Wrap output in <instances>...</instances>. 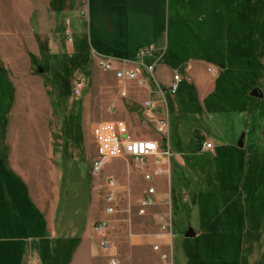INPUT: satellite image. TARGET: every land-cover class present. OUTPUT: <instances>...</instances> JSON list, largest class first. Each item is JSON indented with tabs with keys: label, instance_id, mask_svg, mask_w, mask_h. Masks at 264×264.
<instances>
[{
	"label": "rangeland",
	"instance_id": "obj_1",
	"mask_svg": "<svg viewBox=\"0 0 264 264\" xmlns=\"http://www.w3.org/2000/svg\"><path fill=\"white\" fill-rule=\"evenodd\" d=\"M30 1L0 0L1 141H8L7 128L13 139L19 130L26 133L35 125L49 126V139L56 149L40 164L22 165L35 200L19 194L17 202L45 211L55 209V221L63 223L59 238L65 231L71 247L82 238V252L93 253L97 264H110L111 254L118 264H165L163 256L170 263L171 251L173 264H264V0H210L209 7L204 0L199 12L201 0L192 2L189 28L172 21L171 35H165L162 47L156 46L157 53L144 60L135 56L144 47L132 46L135 54L126 52L132 44L130 40L125 47L127 38L106 35L99 43L91 35L86 0H51L46 8L49 5L54 18L45 22L55 33L48 38L37 35L42 0H37L34 17L27 8ZM76 11L81 12L79 20L71 22L80 26V36L73 30L66 32L67 18ZM179 16L172 8L171 20ZM180 26V35L173 36ZM30 32H35L34 37ZM120 41L123 47L116 48L121 51L114 48L118 52H106L100 46ZM159 57L155 77L161 86L169 88L175 72L183 79L175 96L163 97L157 90L158 122L169 120L162 149L168 153L163 157L165 173L148 183L137 163L125 156L107 160L100 174L91 175L97 156L96 124L127 119L124 111L113 107L112 99V92L119 93L120 88L122 92L123 86L99 62L149 64ZM83 70L87 86L76 99L75 77ZM150 84L156 90V83L150 80ZM255 89L263 94L262 99L251 96ZM36 90L42 104L37 103ZM30 93L35 99L31 96L33 101L27 103L23 96ZM39 105L43 110H38ZM125 106L144 120L138 111L143 107ZM91 127L92 142L85 146ZM149 133L148 128L136 131L137 135ZM242 136L243 148H239ZM19 140L36 138L24 134ZM206 142L213 145V152L202 151ZM177 160L183 166L175 165ZM79 161L88 165L89 170L82 165L80 169L91 175L89 186L83 182L86 176H78ZM66 162L72 167L65 187L67 204L61 199ZM111 182L115 183L116 207L109 214L105 199ZM152 187L157 193L142 213L144 192ZM161 194L162 203L157 197ZM190 229L194 238L186 237ZM160 233L164 241H156ZM106 244L111 246L107 253ZM55 248L50 251L61 252V246Z\"/></svg>",
	"mask_w": 264,
	"mask_h": 264
},
{
	"label": "crops",
	"instance_id": "obj_2",
	"mask_svg": "<svg viewBox=\"0 0 264 264\" xmlns=\"http://www.w3.org/2000/svg\"><path fill=\"white\" fill-rule=\"evenodd\" d=\"M50 1L51 0H42L41 2L40 21H42V24L37 34L47 38L55 33V30L45 22L46 20L53 21L54 18L49 11V5L48 8H46V5L49 4ZM86 1L89 4L91 35L99 38V43H101V37L106 35L116 38H127L125 47L129 46L130 40L133 45L131 44L130 49H126V52L134 53L132 46H140L139 48H148L150 46H154L155 48L156 46L162 47V41L165 35H171L172 21L180 25L181 23L184 24L181 25L183 29L184 26L185 28H189L187 22L191 21V14L193 12L191 8L189 9V6L192 2L195 4L196 0H167V2L166 0ZM207 1H200L199 6H197L198 12L201 10L204 2H207L204 6L209 7L210 0ZM213 2L217 3L218 0H213ZM26 4L34 17L35 6H39L37 0H31L29 5L28 3ZM68 5H70V2ZM172 8L178 10L180 13V16L178 18L174 17V20H171ZM212 9L214 10V7H212ZM68 13L69 11H67V14ZM80 14L81 12L79 13L76 11L73 16L67 18L70 22L68 23L66 32L73 30L75 34L80 36V26L71 22L79 20ZM33 17L32 25L34 26ZM204 20L205 17L201 16V21ZM33 26L31 27L33 28ZM181 26L178 33L177 29L174 30L172 33L173 36L177 37L180 35ZM31 27L29 28L30 31H32ZM34 35L35 32H33V34L30 32V36L34 37ZM131 38H139V40L135 42ZM121 43L122 41L117 42L115 46L104 43L100 46L104 48L106 52H118L115 51L114 48L123 47ZM116 50L120 49L116 48ZM137 52L135 51V53ZM13 55L17 56L16 48ZM158 59H160V57ZM118 65H116V67H118ZM22 68L23 66L20 65L19 69ZM129 68L139 72V80L145 82V86L140 88L135 82L125 84L127 98H123L120 95L121 88L119 89V93L112 92V99L115 102L113 107L115 109H121L124 111L125 115H127V119L120 118L121 120L118 119L115 121L125 123L128 126L129 136L134 140L161 141L162 138L156 131L158 124V116L156 114L158 109L157 90L161 92V87L163 89L166 88L159 84L155 77V72L151 76L140 64L133 62H129ZM28 70L31 73V65H29ZM150 80L156 83V90L151 86ZM122 86L121 84V87ZM34 94L38 96L37 103L42 104L39 98V91L36 90ZM31 96L35 99L31 93L24 95L23 99L26 100L27 103H31L33 101L30 99ZM124 100H126V102ZM145 102H151L153 104V109L147 110L144 107ZM125 104L131 106L129 109H132L135 105L143 107V111L140 109L138 111L142 112L144 120L141 119L138 112L133 111L130 113ZM12 108L10 113H12ZM38 110H43V106L39 105ZM33 127L29 129V131H26V133L22 130L15 132L13 134V139L11 135L9 136V132H12L11 128H7L4 136L10 138L7 139L8 141H1L2 131L0 129V264H97L93 253L82 252V238L78 246L74 244L72 247V241L65 237V234H63L64 232H62L61 239L59 238L58 226L55 221V209L45 211L41 206L31 208L20 205L17 202L18 200H16H20V196L17 197L19 194H23V196L27 195L35 200L34 192L28 177L23 171L25 169L22 165L40 164L38 161H42L44 157L53 155L56 149L55 144H53L54 142L49 139V126L41 128L39 125H35ZM138 127L145 130L148 128L149 131L151 129V133H149V135H147L148 133L145 135H137L136 131H138ZM90 130V135L86 134L85 136V146L92 142L90 139V137H92V127ZM24 134H32L35 136L36 140L33 142H22L19 139L22 138ZM87 140H89V142H87ZM155 161L156 158L148 159V163L152 166H154ZM168 164V170L171 173L173 170L172 162L168 161ZM176 164L183 166L182 160L181 162L177 160L175 162V165ZM155 189L157 193V188L155 187ZM161 191H163V188ZM157 197L160 203H162L161 201L164 195L162 196L161 194ZM5 199H7L8 202H6ZM161 211L162 213L166 211L164 206H162ZM156 238V241L165 240V236L162 233ZM56 241L58 242L56 243ZM55 245L62 247L60 253L50 251V247L53 248V250L56 249ZM69 249H73L74 251H69ZM171 253L172 251L169 254L170 263H167V260H163L165 264H173Z\"/></svg>",
	"mask_w": 264,
	"mask_h": 264
},
{
	"label": "built area",
	"instance_id": "obj_3",
	"mask_svg": "<svg viewBox=\"0 0 264 264\" xmlns=\"http://www.w3.org/2000/svg\"><path fill=\"white\" fill-rule=\"evenodd\" d=\"M156 48L150 46L148 48H142L136 53V57L144 60L145 58L156 54ZM159 60V59H158ZM158 60L150 64H140L147 72L152 76L155 72ZM100 67L106 71L114 73L115 79L123 85V90L121 95L123 98H126L127 92L125 89V84L135 82L137 86L142 88L145 86V82L139 80V72L129 68L128 62H121L118 67H116L115 62L111 60H101L99 62ZM75 85L73 87V98H80L83 91L87 86L86 77L84 73H80L75 77ZM183 82L181 74L175 72L173 74L172 85L163 89L160 88L163 97L166 94L175 96L177 93L180 84ZM144 107L148 110L153 109V104L151 102H145ZM157 133L161 136V141L156 140H134L129 136L128 128L125 123L119 121H107L100 122L96 124L94 128V136L97 147V156L96 159L92 162L90 167L91 175L100 174L102 167L109 159H119L121 157H129L137 163L138 170L143 172L144 180L148 183L153 182L157 176H161L165 173L162 159L165 155H168L167 152H162L163 147L166 143V138L169 134V120L162 119L158 122ZM214 147L210 142H206L202 146V151H213ZM149 158H156L153 170L149 171ZM155 188L147 189L144 194V200L141 202V211L145 212L147 207L153 203V196L155 195ZM106 206L107 212L112 214L114 208L116 207V197H115V183H109V189L106 195ZM101 229L104 228L103 224H100ZM111 249L109 244L104 246V251ZM159 246L155 247V250H158ZM163 258L166 260L167 256L164 255ZM110 264H118L117 258L111 254Z\"/></svg>",
	"mask_w": 264,
	"mask_h": 264
},
{
	"label": "trees",
	"instance_id": "obj_4",
	"mask_svg": "<svg viewBox=\"0 0 264 264\" xmlns=\"http://www.w3.org/2000/svg\"><path fill=\"white\" fill-rule=\"evenodd\" d=\"M83 73L85 72V70H83L82 71ZM13 95H14V89H13V87L11 86V99L13 100ZM11 109V107H9V110ZM77 164H78V166H79V169L77 170L78 171V176L79 177H81V179H83V177L84 176H86L87 177V179L86 180H84L83 182L85 183V185H88L89 186V179H90V176H89V174L88 175H86V171H83V170H81L80 169V165H82V166H85L87 169H88V165H87V163L85 162V161H79V162H76ZM71 169H72V167H71V165H69L67 162L63 165V178H62V180H63V190H62V196H61V199H65V197H64V195H65V193L66 192H68V189H66L65 187H66V182H67V180H68V178H69V173H71ZM89 170V169H88ZM70 194H73V196H74V192L73 191H70ZM66 200V199H65ZM66 204H67V200H66ZM59 220L58 219H56V223H57V226H58V229L62 226V222H58ZM67 228H70V227H67ZM65 232V231H64ZM78 241V240H77ZM77 241L75 242V243H77Z\"/></svg>",
	"mask_w": 264,
	"mask_h": 264
},
{
	"label": "water",
	"instance_id": "obj_5",
	"mask_svg": "<svg viewBox=\"0 0 264 264\" xmlns=\"http://www.w3.org/2000/svg\"><path fill=\"white\" fill-rule=\"evenodd\" d=\"M39 72H41L42 73V70H39ZM251 96L252 97H255V98H260V99H262L263 98V94L262 93H260L258 90H253V92L251 93ZM243 139H244V136H242V138H241V140L239 141V143H238V147L239 148H243ZM196 236V234H195V232L192 230V229H190L187 233H186V237L187 238H194Z\"/></svg>",
	"mask_w": 264,
	"mask_h": 264
}]
</instances>
